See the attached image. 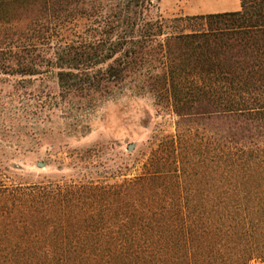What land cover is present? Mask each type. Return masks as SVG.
Here are the masks:
<instances>
[{
	"label": "trees",
	"instance_id": "1",
	"mask_svg": "<svg viewBox=\"0 0 264 264\" xmlns=\"http://www.w3.org/2000/svg\"><path fill=\"white\" fill-rule=\"evenodd\" d=\"M158 1L0 0V85L18 79L0 90V264H264V0L172 18ZM125 96L175 117L141 174L10 181L12 144L52 134L55 110L85 136L77 115Z\"/></svg>",
	"mask_w": 264,
	"mask_h": 264
},
{
	"label": "rangeland",
	"instance_id": "2",
	"mask_svg": "<svg viewBox=\"0 0 264 264\" xmlns=\"http://www.w3.org/2000/svg\"><path fill=\"white\" fill-rule=\"evenodd\" d=\"M158 6L159 14L172 18L228 12L225 9L237 7L240 10V0H159ZM17 80L11 78V84L0 85V90L14 93L12 86ZM39 90L55 91L54 81L38 80L29 86L28 93L37 94ZM55 111L47 126L52 128V134L41 141L29 139L20 145L12 144V152L22 154L5 163L12 183L38 184L82 176L101 178L109 183L121 182L143 172L155 146L154 136L175 133V117L169 112L159 115L150 96H125L89 116L78 114L80 123L89 121L91 125V131L85 136L74 135L66 122L72 119H65ZM48 113L46 111L45 115ZM27 148L31 151L25 153Z\"/></svg>",
	"mask_w": 264,
	"mask_h": 264
},
{
	"label": "crops",
	"instance_id": "3",
	"mask_svg": "<svg viewBox=\"0 0 264 264\" xmlns=\"http://www.w3.org/2000/svg\"><path fill=\"white\" fill-rule=\"evenodd\" d=\"M240 9H241V2H240ZM225 10H228V12H233L235 10H238V7L235 8V9H225ZM233 10V11H232ZM212 13H215V12H212ZM204 14H209V13H204Z\"/></svg>",
	"mask_w": 264,
	"mask_h": 264
}]
</instances>
